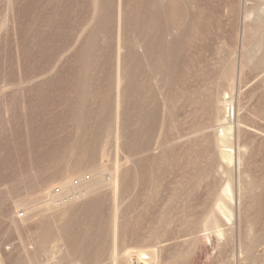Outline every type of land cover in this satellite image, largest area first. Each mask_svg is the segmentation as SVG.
<instances>
[{
  "label": "rangeland",
  "instance_id": "374dc122",
  "mask_svg": "<svg viewBox=\"0 0 264 264\" xmlns=\"http://www.w3.org/2000/svg\"><path fill=\"white\" fill-rule=\"evenodd\" d=\"M81 163L121 164L115 196L16 221ZM114 213L160 264H264L263 0H0L4 264L107 256Z\"/></svg>",
  "mask_w": 264,
  "mask_h": 264
},
{
  "label": "bare ground",
  "instance_id": "6f19581e",
  "mask_svg": "<svg viewBox=\"0 0 264 264\" xmlns=\"http://www.w3.org/2000/svg\"><path fill=\"white\" fill-rule=\"evenodd\" d=\"M264 1V0H263ZM119 58V56H118ZM119 67V66H118ZM119 69V68H118ZM117 69V72L119 73ZM117 73V74H118ZM119 76V75H118ZM122 76V75H120ZM122 77H120L121 79ZM124 78V77H123ZM122 80V79H121ZM118 81V80H117ZM121 83V82H120ZM118 86V84H117ZM122 87V86H121ZM116 88V87H115ZM121 89V88H120ZM117 99H116V105L117 107L120 106L121 101H120V95L122 96L123 94L119 93V89H117ZM116 90V91H117ZM116 95V94H115ZM116 98V97H115ZM123 97H121L122 99ZM115 102V100H114ZM122 108V106H121ZM120 108V109H121ZM165 108V107H164ZM167 108V107H166ZM117 109V108H116ZM115 110V109H114ZM165 111V110H164ZM120 112V111H119ZM115 113V112H114ZM118 113V112H117ZM121 114V113H120ZM116 115V114H115ZM223 116V115H222ZM121 117V116H120ZM223 118V117H222ZM228 120V119H226ZM225 120V121H226ZM229 126V125H228ZM226 125V128L228 127ZM112 127V126H111ZM225 128V129H226ZM118 129V128H117ZM147 129V128H146ZM224 129V130H225ZM223 130V129H222ZM226 130H231V129H226ZM110 132V131H109ZM112 132V131H111ZM115 132V130H114ZM224 132V131H223ZM222 132V134H223ZM120 134V132H119ZM225 134V133H224ZM229 134V133H228ZM111 135V134H110ZM114 135V134H113ZM227 136V135H226ZM120 137V135H119ZM101 139V138H100ZM115 139V138H114ZM121 138H119L120 140ZM225 139V138H224ZM224 139H222L224 141ZM118 141V139H117ZM121 141V140H120ZM108 142V141H107ZM105 143V142H104ZM118 143V142H117ZM109 144V143H108ZM115 145V144H114ZM104 146V145H103ZM152 146V145H151ZM146 147V146H145ZM118 148V146L116 147ZM95 152V151H94ZM229 154L225 153L226 155L230 156V151H228ZM118 153V152H117ZM232 153V152H231ZM101 154V153H100ZM236 154V153H235ZM223 155V154H222ZM225 155V157H226ZM80 156V155H79ZM104 156V155H103ZM81 157V156H80ZM107 157V156H106ZM224 157V158H225ZM228 157V156H227ZM227 157L225 159H227ZM105 158V157H104ZM111 158V157H110ZM78 160V159H76ZM88 162V161H87ZM117 162V161H116ZM126 163V162H125ZM83 165L76 166V168L73 169V171H69L68 174L62 176L59 179H56L49 183L44 189L31 194L27 198L15 202L14 204V214H16L15 219L16 221L20 222L21 224H27L35 221L36 219H39L42 216L45 215H56V213L60 212L62 209L66 208L69 205L76 204L78 202H81L85 199H88L94 195H97L101 192H104V190L107 189L108 196H115L117 193L118 189V184H120L118 181L119 175H121L120 171L122 168L121 164H116L114 167L111 169L107 168L105 165H84V163H81ZM86 164V162H85ZM114 165V164H113ZM112 165V166H113ZM75 167V166H74ZM67 170V169H66ZM65 171V170H64ZM61 172V171H60ZM120 190H118L119 192ZM119 194V193H118ZM117 197V196H116ZM115 197V198H116ZM120 197V196H119ZM110 198V197H109ZM114 200V197L112 198ZM111 199V200H112ZM103 200V199H102ZM101 200V201H102ZM94 201V200H93ZM99 201V200H98ZM100 201V202H101ZM117 201V200H116ZM104 202V201H103ZM99 203V202H98ZM120 203V200H119ZM118 203V204H119ZM222 203V202H220ZM224 203V202H223ZM114 204V203H112ZM116 204V205H118ZM93 205V204H92ZM121 205V204H120ZM225 205V204H221ZM88 206V205H86ZM91 206V205H90ZM113 205H111L112 208ZM219 206V202H218ZM92 207V206H91ZM104 207V206H103ZM116 207H119L116 206ZM225 207V206H224ZM227 207V206H226ZM225 207V208H226ZM232 207V206H231ZM96 208V207H95ZM114 208L112 210L114 211ZM224 208V209H225ZM82 209V208H81ZM117 209V208H116ZM136 209V208H135ZM219 209V208H218ZM217 209V210H218ZM222 209V208H221ZM228 208H226L227 210ZM111 210V209H110ZM229 210V209H228ZM227 210V211H228ZM103 211V210H102ZM101 211V212H102ZM116 211V210H115ZM219 211V210H218ZM224 211V210H223ZM222 211V214H223ZM226 211V212H227ZM79 212V211H78ZM100 212V211H99ZM119 212V211H118ZM230 212V210L228 211ZM233 211H231L230 215L232 214ZM113 214V213H112ZM101 215V214H100ZM57 217L59 216L56 215ZM113 219L112 220V225H111V240H112V247H110V251L108 252L107 256H100L94 261L92 259L89 260L88 263L86 264H160L161 260V252L157 250V248H152L149 247H142L138 242L136 244H132L129 246H123V248L119 249L117 247V238H116V228H117V216L112 215ZM225 216V215H224ZM230 217V216H228ZM226 214L227 220L229 219ZM52 218V217H51ZM119 218V217H118ZM217 218V217H216ZM47 219V218H46ZM231 219V218H230ZM48 220V219H47ZM94 220V218H93ZM53 221V218H52ZM111 222V221H110ZM215 222V220H214ZM14 224V223H13ZM217 224V223H216ZM92 225V224H91ZM119 225V222H118ZM226 225V224H225ZM90 226V225H89ZM93 226V225H92ZM97 227V226H96ZM119 227V226H118ZM16 229V228H15ZM218 229V228H217ZM220 229V228H219ZM119 230V229H118ZM221 231V229H220ZM221 233H218L217 235L219 236ZM216 235V236H217ZM95 236V235H94ZM124 236V235H123ZM127 236V235H126ZM215 236V237H216ZM222 236V235H221ZM134 238V237H133ZM126 239V237H125ZM136 239H134L135 241ZM138 241V240H136ZM111 242V241H110ZM132 242V241H131ZM143 242V241H142ZM146 242V241H145ZM22 243V242H21ZM64 243V242H63ZM126 243V240L124 241ZM135 243V242H134ZM122 244V243H121ZM109 245V246H111ZM151 245V244H150ZM154 245V244H153ZM121 246V245H119ZM54 248V247H52ZM60 249V248H58ZM23 250V249H22ZM49 252V251H48ZM47 252V253H48ZM53 252V251H52ZM51 254V253H50ZM54 254V253H53ZM27 255V254H26ZM58 255V254H57ZM49 256V255H47ZM56 256V254L54 255ZM97 257V256H96ZM49 258V257H48ZM51 258L54 260L55 257L51 256ZM93 258V257H92ZM3 257L0 256V264H4ZM52 260V261H53ZM163 260V259H162ZM50 261V262H52ZM55 261V260H54ZM53 261V262H54ZM77 264H82V263H77ZM162 264V263H161Z\"/></svg>",
  "mask_w": 264,
  "mask_h": 264
}]
</instances>
